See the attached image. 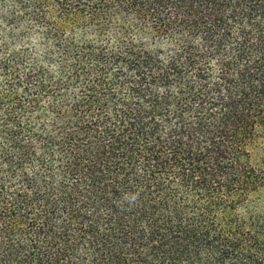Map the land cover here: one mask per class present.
I'll list each match as a JSON object with an SVG mask.
<instances>
[{
  "label": "trees",
  "instance_id": "trees-1",
  "mask_svg": "<svg viewBox=\"0 0 264 264\" xmlns=\"http://www.w3.org/2000/svg\"><path fill=\"white\" fill-rule=\"evenodd\" d=\"M0 264H264V0H0Z\"/></svg>",
  "mask_w": 264,
  "mask_h": 264
}]
</instances>
